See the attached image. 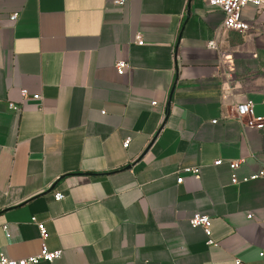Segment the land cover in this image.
I'll list each match as a JSON object with an SVG mask.
<instances>
[{"label":"crops","instance_id":"0c3cea01","mask_svg":"<svg viewBox=\"0 0 264 264\" xmlns=\"http://www.w3.org/2000/svg\"><path fill=\"white\" fill-rule=\"evenodd\" d=\"M117 1L0 0V253L39 251L34 217L61 250L34 264H264V128L234 112L264 117V9L242 33L205 0Z\"/></svg>","mask_w":264,"mask_h":264},{"label":"built area","instance_id":"2783aa9c","mask_svg":"<svg viewBox=\"0 0 264 264\" xmlns=\"http://www.w3.org/2000/svg\"><path fill=\"white\" fill-rule=\"evenodd\" d=\"M124 0L117 1L118 4H122ZM207 5L210 7H214L218 10H220L223 14V21L222 26L226 29H232L237 30L239 32H246L249 30V24L243 20L240 16V11L243 6L246 4H252L256 8H262L264 9V0H205ZM15 15H13L14 17ZM264 35V31H263ZM135 41L137 44H141L139 35L135 36ZM115 69L117 74H123L125 69L128 67V64L124 61H116L115 62ZM20 94L22 99H40V95L33 94L29 95L27 93L26 89H20ZM234 112L235 117L238 121H241L243 125L248 127H254L256 129H263L264 128V117H256L254 115V105L250 100H245L243 102L237 103L234 105ZM214 122V120L212 121ZM129 143V139H125L123 141V147H127ZM221 161L217 159L214 161V164L217 165ZM237 161H232L229 163L230 169H234L237 166ZM180 171L191 174L194 178L199 177L198 169L195 167H181ZM264 178V170L253 173L249 177H244L243 181H246L248 179H255V178ZM176 183H180L182 181V176L178 175L176 177ZM237 179L235 177L231 178V183H236ZM61 193H55L54 198L55 199H61L62 198ZM248 218H251V215H247ZM31 221L36 224L39 232V237L41 239V246L39 248V251L34 254L27 256L25 258H8L2 253H0V264H34L38 261H46V262H52L55 259H57L61 255V250H49L46 245L44 244V239L46 238V229L44 227V224L41 222H36L35 218L32 217ZM189 223L192 226L195 227H201L206 235L209 234L208 230V223H209V217L207 215L203 214H194L191 219H189ZM208 243H211L210 239L207 240ZM264 251L260 252V255H263ZM239 261H237L238 264Z\"/></svg>","mask_w":264,"mask_h":264},{"label":"water","instance_id":"95a60500","mask_svg":"<svg viewBox=\"0 0 264 264\" xmlns=\"http://www.w3.org/2000/svg\"><path fill=\"white\" fill-rule=\"evenodd\" d=\"M168 107H169V103H167V106H166V108L168 109ZM167 111H165V113H166Z\"/></svg>","mask_w":264,"mask_h":264}]
</instances>
